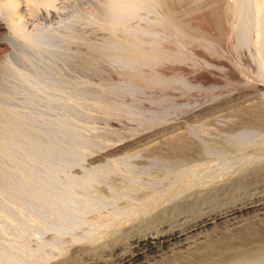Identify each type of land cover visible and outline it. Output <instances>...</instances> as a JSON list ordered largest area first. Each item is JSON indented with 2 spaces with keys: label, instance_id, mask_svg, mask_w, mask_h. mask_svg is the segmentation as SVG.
Here are the masks:
<instances>
[{
  "label": "rangeland",
  "instance_id": "obj_1",
  "mask_svg": "<svg viewBox=\"0 0 264 264\" xmlns=\"http://www.w3.org/2000/svg\"><path fill=\"white\" fill-rule=\"evenodd\" d=\"M60 1L65 13L59 19L33 23L44 28L36 36L40 42L36 51L23 48L27 46L10 33L18 49L23 45L20 56L13 44L0 38V264H52L66 259L75 248H104L117 234L113 229L118 219L149 201L152 192L173 187L178 194L175 191L177 196L171 200L190 199L207 186L227 183L244 167L260 161L263 164L258 166L264 165V49L254 45L255 28L264 24V16L253 0H239L242 4L238 0H140L137 13L126 16L110 8L113 0ZM61 17L67 24L61 23ZM106 17H115L117 23L105 21ZM66 31L74 32L72 43L62 36ZM138 39L145 41V47L153 44L159 56L130 57L126 51L134 48L130 45L138 48ZM127 40L130 45L124 46ZM53 41L67 44L56 49ZM93 42L99 49L90 46ZM66 46L76 55L89 56L95 65L84 68L79 63L72 69L74 54ZM102 49L105 56L100 55ZM25 53L40 73L28 70L30 64L21 59ZM8 60L11 67L6 66ZM70 94L77 104L69 105ZM241 130H249L248 137L244 133L238 138L246 140L226 142V133ZM115 158L123 164L117 169L111 166ZM96 164H103V170L95 169L100 173L92 171ZM70 194H77L75 201ZM167 197L151 201L150 207L170 204ZM259 243L233 248L201 264H264V241ZM44 253L54 257L44 262Z\"/></svg>",
  "mask_w": 264,
  "mask_h": 264
},
{
  "label": "bare ground",
  "instance_id": "obj_2",
  "mask_svg": "<svg viewBox=\"0 0 264 264\" xmlns=\"http://www.w3.org/2000/svg\"><path fill=\"white\" fill-rule=\"evenodd\" d=\"M63 1V0H62ZM65 1V0H64ZM110 1V0H109ZM112 1V0H111ZM138 1L140 0H113L110 3V8L112 7L115 11H118L119 13H122V15L124 14L126 15H131V13L134 14L137 13V10L135 11V9L137 7ZM153 1V0H151ZM150 1V2H151ZM155 1V0H154ZM157 1V0H156ZM159 1V0H158ZM167 1V0H166ZM239 1V0H238ZM248 1V0H247ZM251 1V0H250ZM249 1V2H250ZM256 4V8L257 11L259 10L261 12L262 10V14L264 16V5L262 4V2L264 1H260V0H253ZM252 1V2H253ZM59 2H61L59 0ZM105 2V1H104ZM103 2V3H104ZM147 2V1H146ZM161 2V0H160ZM164 2V1H162ZM228 2V1H227ZM233 2V1H231ZM241 1L237 2L240 3ZM107 3V2H105ZM104 3V4H105ZM148 3V2H147ZM154 3V2H153ZM157 3V2H156ZM166 3V2H165ZM164 3V4H165ZM236 3V2H234ZM243 3V2H242ZM240 3V4H242ZM264 3V2H263ZM226 4V3H225ZM224 4V5H225ZM239 4L240 7H243ZM244 4H247L244 2ZM106 5V4H105ZM104 5V6H105ZM168 5V4H167ZM230 5V4H229ZM72 6V5H71ZM107 6V5H106ZM169 6V5H168ZM253 6L254 3H253ZM228 7V5L226 6ZM238 7L235 4V8ZM64 8L63 5H58V0H0V38L4 37L7 41V45L9 44L11 46V44H13V48L18 49L17 48V41H19L20 43H23L24 46L27 47H23L22 44H20L23 48L27 49L28 47L30 49L36 51L38 48V42L36 39V36L38 35V32H42V30L44 29H40L39 27H35L36 25H34L35 21H48V20H52L55 19L56 17H58L57 19L60 18V15L62 14V11ZM70 8V7H69ZM100 8V7H99ZM230 8V7H229ZM239 8V7H238ZM106 9V8H105ZM140 9V8H139ZM214 9V8H213ZM218 9V8H217ZM225 9V8H224ZM223 9V10H224ZM255 9V7H254ZM65 10V9H64ZM110 10V9H109ZM113 10V12H114ZM227 10V8H226ZM103 11V10H102ZM107 11V9H106ZM104 11V12H106ZM112 12V10H110ZM216 11V9H215ZM218 11V10H217ZM73 12V11H71ZM112 12V13H113ZM219 12V11H218ZM221 12H223L221 10ZM228 12V11H227ZM65 13V12H64ZM70 13V12H69ZM78 13V12H77ZM103 13V12H102ZM107 13V12H106ZM117 12H115L116 14ZM214 13V12H213ZM255 13H256V9H255ZM94 16L96 17V14L93 13ZM108 14V13H107ZM106 14V15H107ZM110 14V13H109ZM259 14V12H258ZM64 15V14H63ZM66 15H68L66 13ZM99 15V14H98ZM121 14H119L118 16H122ZM214 15V14H213ZM257 15V14H256ZM260 15V14H259ZM100 16V15H99ZM98 16V18H100ZM103 18L104 15H102ZM218 16V15H217ZM221 16V15H220ZM258 16V15H257ZM261 16V15H260ZM259 16V17H260ZM75 17V15L73 16ZM89 17V16H88ZM94 17V18H95ZM131 17V16H130ZM256 17V16H255ZM62 18V17H61ZM80 18V17H79ZM97 18V17H96ZM95 18V19H96ZM107 18V17H106ZM113 20L115 17H112ZM125 18V17H124ZM127 18V17H126ZM219 18V17H218ZM216 17V19H218ZM224 18V17H222ZM262 18V17H261ZM63 19V18H62ZM60 19V20H62ZM67 19V18H65ZM69 19V17H68ZM71 19V18H70ZM84 19V18H83ZM101 19V18H100ZM118 19V18H117ZM256 19V18H255ZM260 22V18H257ZM56 20V19H55ZM74 20V18H73ZM89 20V19H88ZM99 20V19H98ZM109 20L108 18L105 19ZM113 20H109V22L116 24L117 21H113ZM214 20V19H213ZM53 21V20H52ZM65 20L63 19L61 23H63L64 25L67 24L66 22H64ZM67 21V20H66ZM102 21V20H101ZM218 21V20H217ZM30 22H32V25L30 24ZM69 22V21H67ZM71 22V20H70ZM95 22V21H94ZM108 22V21H107ZM106 22V23H107ZM120 22V21H119ZM262 22V21H261ZM34 23V24H33ZM48 23V22H47ZM72 23V22H71ZM75 23V22H74ZM93 23V22H92ZM101 23V22H100ZM105 23V22H103ZM176 23V22H175ZM216 23V22H215ZM219 23V22H218ZM257 23V22H256ZM70 24V23H69ZM76 24V23H75ZM97 24V23H96ZM110 24V23H109ZM113 24V25H114ZM261 24V23H260ZM257 25V28H255V48H259L261 50L264 49V40L261 39L264 38V34H262V32L264 31V27ZM32 27H31V26ZM173 25V23H172ZM51 26V25H50ZM80 26V25H79ZM103 26V24H102ZM176 26V25H175ZM180 26V25H179ZM57 27V24H56ZM60 27V25H59ZM62 27V26H61ZM67 27V26H66ZM70 27V25H69ZM115 27V26H114ZM183 27V26H182ZM256 27V26H254ZM253 27V28H254ZM46 28V27H45ZM64 28V27H63ZM68 28V27H67ZM101 28V27H100ZM218 28V25H217ZM262 28V29H261ZM65 29V28H64ZM63 29V30H64ZM219 29H221V27L219 26ZM217 29V30H219ZM223 29V28H222ZM221 29V30H222ZM246 29V28H245ZM61 30V29H60ZM74 30V29H73ZM215 30V31H217ZM247 30V29H246ZM246 30L244 31V33H247ZM54 31V30H53ZM71 31V30H70ZM262 31V32H261ZM46 32V31H45ZM51 33L52 30H50ZM59 32V31H58ZM57 30L56 32L54 31V34L58 33ZM144 31L140 32V34H143ZM214 32V31H213ZM221 31H218V33ZM224 32V31H223ZM13 34L14 38L16 37L17 41L11 39L8 37L9 34ZM44 33V32H43ZM74 33V32H73ZM70 33L69 31H66L65 33H62V36L65 37L67 40H71L72 38H74V34ZM215 33V32H214ZM48 35L51 36V34L47 33ZM46 34V35H47ZM60 34V32H59ZM133 35L134 32L132 33ZM220 34V33H219ZM6 35V36H5ZM44 35V34H43ZM61 35V34H60ZM59 35V36H60ZM147 34H145L146 36ZM217 35V34H216ZM221 35V34H220ZM53 36V35H52ZM136 37H140L142 35L139 36V33L137 32V34L135 35ZM134 36V38H135ZM144 36V37H145ZM219 36V35H217ZM263 37V38H262ZM56 38V35H55ZM62 38V37H61ZM77 38V37H76ZM133 38V39H134ZM142 40L143 37H140ZM139 38V39H140ZM2 39V38H1ZM36 39V40H35ZM49 39H51V37H49ZM63 39V38H62ZM61 39V40H62ZM65 39V41H66ZM128 40H130V38H127ZM138 39V40H139ZM140 39V40H141ZM223 39H226L223 38ZM255 39V38H254ZM57 40V39H56ZM60 40V39H59ZM60 40V41H61ZM73 40V39H72ZM71 40V43H72ZM124 40V39H123ZM127 40V41H128ZM140 40L137 42L141 45L136 46L138 48H135V45H130L129 41L127 42L126 45H130V46H134V48L130 50H127L126 53L130 56V57H134V56H153L152 58H154V55H158L161 53L160 51H157V48L155 49L153 44L150 45L151 47H145L148 46L147 44L145 45V41H143L142 43H140ZM146 40V39H145ZM94 41V40H93ZM132 40H130L131 43ZM137 41V40H136ZM147 41V40H146ZM150 41V40H149ZM147 41V42H149ZM55 42V41H53ZM52 42V43H53ZM67 42V41H66ZM62 42V43H58L60 44V48H62L64 45H66L68 42L70 44V41H68L67 43ZM134 42V41H133ZM150 42H153L150 41ZM254 42V41H253ZM3 43V42H2ZM125 43V42H123ZM134 43V44H137ZM144 43V44H143ZM5 44V43H4ZM44 44V43H43ZM49 43V47H50ZM54 44V43H53ZM51 44V46L53 45ZM55 42V45H59ZM63 46H62V45ZM98 44V42H97ZM97 44H95L94 42L90 44L91 47L96 48ZM6 45V44H5ZM6 45V46H7ZM19 45V46H20ZM47 45V44H46ZM45 45V46H46ZM144 45V46H143ZM18 46V47H19ZM21 46L19 47V49L21 48ZM62 46V47H61ZM69 46V45H68ZM68 46H66L65 49H69L67 48ZM100 46V45H99ZM8 47V46H7ZM42 47V45L40 46ZM54 47L52 46V48H46L47 51L48 49H50V51L53 49ZM58 46H56V49ZM101 47H104L101 45ZM22 48V49H23ZM36 48V49H35ZM63 48L62 52H65ZM89 48V47H88ZM98 48V47H97ZM126 48V47H125ZM18 49V53H20V56L22 51L19 52ZM44 49V47H43ZM99 49V48H98ZM105 49V48H104ZM129 49V48H128ZM21 50V49H20ZM60 50V49H59ZM62 50V49H61ZM72 51V49L70 48L68 51ZM258 50V49H257ZM5 51V50H4ZM40 51V50H39ZM49 51V52H50ZM58 51V50H57ZM103 51V49H102ZM13 52V51H12ZM11 52V53H12ZM24 52V51H23ZM27 52V51H26ZM45 52V51H44ZM53 52V51H51ZM55 52V51H54ZM61 52V53H62ZM73 52V51H72ZM104 52V51H103ZM101 53L100 55L105 56V52ZM160 52V53H159ZM6 53V52H5ZM28 53V52H27ZM27 53H25L27 55ZM46 53V52H45ZM66 53V52H65ZM64 53V54H65ZM93 53V52H92ZM163 53V52H162ZM50 54V53H49ZM68 55V52L66 53ZM65 54V55H66ZM74 55H76L73 52ZM71 53V56L73 55ZM80 54V53H79ZM77 53V55H79ZM96 54V53H95ZM5 55V54H4ZM9 55V54H8ZM66 55V56H67ZM70 55V52H69ZM68 55V56H69ZM73 55V56H74ZM70 56L71 57V61H72V69L75 68H79V63H81L80 67H84V68H91L95 65L94 60H92V58H90L89 56L86 57L85 56ZM126 55V56H128ZM163 55V54H161ZM160 55V56H161ZM16 56V55H15ZM29 54L27 56H23L21 57L24 58V61H26L25 63L30 64V68L28 70H30V72H37L40 73L38 71V66H36L31 60H30V56ZM41 56V55H40ZM55 56V55H54ZM67 56V57H68ZM128 56V57H129ZM168 56V55H167ZM3 57V56H2ZM19 57V56H18ZM48 57V55H47ZM65 57V56H63ZM77 57V59H75ZM129 57V58H130ZM157 57V56H156ZM163 57H166V55ZM37 59V58H36ZM70 59V58H69ZM68 59V60H69ZM17 60V59H16ZM5 61V59H4ZM9 61V62H8ZM6 66H10L12 65L11 61L8 60ZM23 61V60H21ZM43 61V60H42ZM70 61V60H69ZM30 62V63H29ZM47 62V61H46ZM52 62V61H51ZM14 63V62H13ZM22 63V62H21ZM54 63V62H53ZM71 63V62H70ZM26 64V65H27ZM46 64V63H45ZM57 64V63H56ZM261 64V63H260ZM53 65V64H51ZM28 66V65H27ZM41 66V65H39ZM56 66V65H55ZM55 66L53 67L55 69ZM58 66V65H57ZM62 66V65H61ZM13 67V66H12ZM42 67V66H41ZM50 67V66H49ZM48 67V68H49ZM44 68V67H42ZM41 68V69H42ZM59 68V67H58ZM70 68V67H69ZM26 69V68H25ZM25 69H23L25 71ZM61 69V67L59 68ZM27 70V69H26ZM27 70V72H29ZM48 70V69H47ZM53 70V69H52ZM263 70V69H262ZM17 71V69H16ZM18 71H20L18 69ZM50 71V70H49ZM48 71V72H49ZM63 71V70H62ZM23 74H26V72H22ZM17 72V73H20ZM44 72V71H43ZM53 72V71H52ZM61 73V71H58ZM57 72V73H58ZM47 73V72H46ZM51 73V71H50ZM49 73V74H50ZM54 73V72H53ZM43 74V73H41ZM40 74V75H41ZM263 74V73H262ZM20 75V74H19ZM30 75V73H29ZM33 75V74H32ZM47 75V74H46ZM137 76V73L134 74ZM134 75H132L133 77H135ZM242 75V74H241ZM21 76V75H20ZM25 76H28V74H26ZM261 77V76H260ZM251 80V79H250ZM257 82V81H256ZM74 90V89H73ZM61 92V91H60ZM73 92V91H72ZM69 94V92H67ZM71 93V92H70ZM65 97V96H63ZM67 97V101L70 104H77V100H75L73 98V95L70 94V96H66ZM69 97V98H68ZM78 99V98H77ZM258 108V107H257ZM252 109V108H251ZM257 110V109H256ZM231 111V110H230ZM251 113V112H250ZM255 113V112H254ZM257 113V112H256ZM14 114V113H13ZM261 114V113H260ZM234 115V114H233ZM232 117V116H231ZM244 117V116H243ZM249 117V116H248ZM260 119V118H259ZM264 120V119H262ZM250 121V120H249ZM264 122V121H263ZM246 123V122H245ZM250 123V122H249ZM261 123V122H260ZM264 124V123H263ZM254 125V124H253ZM246 126V125H245ZM252 126V125H251ZM216 127V126H215ZM259 126H257L258 128ZM237 128V127H236ZM242 128V127H241ZM249 128V127H248ZM256 128V127H255ZM256 128V130H257ZM255 130V129H254ZM261 130V127H260ZM253 131V130H250ZM249 132V130H241V131H231L226 133L227 137L229 140H227L226 142L231 144H237L238 140L239 142H242L244 140H246L244 138V140L241 141V139H243V137H248L249 134L247 133ZM261 132V131H260ZM264 132V130H263ZM248 134V135H242V134ZM252 133V132H251ZM257 133V132H256ZM254 134V133H253ZM241 139H238L240 136ZM264 135V134H263ZM225 137V135H224ZM254 137V136H253ZM252 138V137H251ZM250 138V139H251ZM227 139V138H226ZM225 139V140H226ZM238 139V140H237ZM249 139V140H250ZM253 139V138H252ZM248 140V138H247ZM224 141V140H223ZM256 141V140H255ZM225 142V141H224ZM261 142V141H260ZM264 142V141H263ZM244 143V142H243ZM247 143V141H246ZM249 143V141H248ZM255 143V142H254ZM240 144V143H239ZM238 144V145H239ZM150 145V143H149ZM204 145V144H203ZM237 145V146H238ZM242 145V143H241ZM245 144H243L244 147ZM105 146V145H104ZM200 146V145H199ZM202 146V145H201ZM224 146V145H223ZM236 146V147H237ZM247 146V145H245ZM142 147V146H141ZM204 147V146H202ZM207 147V146H206ZM205 147V148H206ZM235 147V146H234ZM248 147H250L248 145ZM106 148V147H105ZM232 148V147H231ZM239 148V147H238ZM202 149V148H201ZM209 149V147H208ZM212 149V148H211ZM245 149V148H244ZM176 150V149H175ZM197 150V149H196ZM195 150V151H196ZM203 150H205L203 148ZM213 150V149H212ZM144 151V150H143ZM142 151V152H143ZM187 151V149H186ZM207 151V150H205ZM200 155H201V151ZM223 152V151H222ZM78 153V152H77ZM84 154V152H82ZM178 153V152H177ZM180 153V152H179ZM184 153V152H183ZM239 153V152H238ZM88 154V153H87ZM196 154V153H195ZM206 154V153H205ZM204 154V156H205ZM249 154V153H248ZM132 155V154H131ZM187 155V154H186ZM243 155V154H242ZM84 156V155H83ZM86 156V153H85ZM130 156V154H129ZM182 156V155H181ZM253 156V155H252ZM132 157V156H131ZM198 157V156H197ZM239 157V156H238ZM261 157V156H260ZM263 157V156H262ZM84 158V157H82ZM124 158V159H123ZM122 160H126V158H128V156L123 157ZM201 158V157H200ZM199 158V159H200ZM258 158V157H257ZM107 159V158H106ZM198 159V160H199ZM65 160V159H63ZM80 160V159H79ZM109 160V159H108ZM118 160V159H117ZM121 160V161H122ZM201 160V159H200ZM203 160V159H202ZM232 160V159H231ZM259 160H261L259 158ZM258 160V161H259ZM107 161V160H105ZM120 161V159H119ZM224 161V160H223ZM230 161V160H229ZM235 161V160H234ZM245 161V160H244ZM248 161V159H247ZM110 162V161H109ZM123 162V161H122ZM201 162V161H200ZM261 162V161H260ZM263 164V163H260ZM93 163V162H92ZM98 163V162H97ZM106 163V162H105ZM111 163V162H110ZM126 163V162H125ZM186 163V162H185ZM208 163V162H207ZM205 163V164H207ZM224 163V162H223ZM235 163V162H234ZM241 165V162H239ZM251 163V162H250ZM253 163H254V159H253ZM257 163V162H256ZM101 164V163H100ZM98 165L95 166L93 168L92 171H96L95 169H99L100 167L102 168V165ZM121 165H123L121 162L119 163ZM118 162L116 161V158L112 161V167H115L116 169L118 168ZM128 164V163H127ZM200 164V163H198ZM203 164V163H202ZM132 165V164H131ZM192 166V164H190ZM235 165V164H234ZM251 165V164H249ZM258 165H254V166H248L247 168L244 167V171H241L238 173L237 176H235L234 178H232L227 183H223L220 185H216L214 184L213 186L211 185V187H206V189L200 191L198 194H196L194 197L192 198H182L180 200H174L171 198H173L174 195L177 190L174 189L173 187H163V183H161L163 188L160 191H156L157 193L152 192L151 196L147 198H149L150 200L146 201V202H142L139 205V208L136 211H132L130 212L131 214L127 215V216H123L124 218H122V220L118 219L117 221V226H115V229H113L115 231V235H113L114 237L112 239H110V241H107L106 243H104V248H73L74 252L73 254H70L68 257H66V259H63L60 261L57 260V262L52 261V264H201L202 262H213L214 260H212L213 258L215 259V256L217 257V255L224 253V252H228L230 250H232L233 248H240V247H244V245H251V244H256L259 243L261 241H264V165L263 166H258ZM106 166V165H105ZM197 166V164H196ZM195 166V167H196ZM204 167H206L205 165H203ZM244 166V165H243ZM132 167V166H131ZM186 167V166H185ZM190 167V166H189ZM188 167V168H189ZM200 167V166H199ZM202 167V165H201ZM108 168V167H107ZM114 168V169H115ZM121 168V167H120ZM177 168V167H176ZM238 168V167H236ZM109 169L110 165H109ZM131 169V168H130ZM184 169V168H183ZM194 169V167H193ZM191 169V172L192 170ZM211 169V168H210ZM220 169V168H219ZM222 169V168H221ZM231 169V168H230ZM234 169V168H233ZM242 169V167L240 168ZM239 169V170H240ZM242 169V170H243ZM91 170V168H90ZM103 170V168H102ZM121 170V169H120ZM119 170V171H120ZM190 170V169H189ZM196 170V169H195ZM203 170V169H202ZM209 170V169H208ZM213 170V169H212ZM238 170V171H239ZM105 171V170H104ZM115 171V170H114ZM133 171V170H132ZM180 171V170H179ZM185 171V170H183ZM194 171V170H193ZM211 171V170H209ZM235 171V170H234ZM98 173H100V171H96ZM102 172V171H101ZM175 172V171H173ZM178 172V171H177ZM197 172V171H196ZM199 172V171H198ZM132 173V172H131ZM134 173V172H133ZM165 173V172H164ZM186 173V172H184ZM194 173V172H193ZM192 173V175H193ZM203 173V172H202ZM234 173V172H233ZM96 173H94L93 175H95ZM102 174V173H101ZM187 172V176H188ZM204 174V173H203ZM231 174V173H230ZM240 174V175H239ZM86 175V174H85ZM92 175V174H91ZM92 175V177L95 179V177ZM169 176V174H167ZM176 175V174H175ZM181 175L182 171H181ZM184 175V177L186 176ZM196 175V174H195ZM226 175V174H225ZM96 176V175H95ZM165 176V175H163ZM167 176V177H168ZM171 176V175H170ZM223 176V175H222ZM221 176V177H222ZM82 177V176H81ZM91 177V176H89ZM102 177V176H101ZM108 177V176H107ZM194 177V175L192 176ZM225 177V176H224ZM87 178V177H86ZM85 178V179H86ZM164 178V177H163ZM166 178V177H165ZM171 178V177H170ZM182 178V177H181ZM179 178V179H181ZM189 178V177H187ZM191 178V176H190ZM189 178V179H190ZM211 178V177H210ZM90 179V178H89ZM88 179V180H89ZM103 179V178H102ZM126 179V178H125ZM130 179V178H129ZM128 179V180H129ZM142 179V178H141ZM173 179V176L172 178ZM176 179L177 175H176ZM222 179V178H221ZM93 180V179H92ZM96 180V179H95ZM131 180V179H130ZM138 180V179H137ZM149 180V179H148ZM175 180V179H173ZM186 180V179H185ZM210 180V179H209ZM213 180V178H212ZM211 180V181H212ZM87 181V180H86ZM100 181V180H99ZM141 181V180H140ZM159 181V180H158ZM187 181V180H186ZM185 181V183H186ZM203 181V180H202ZM127 182V181H126ZM130 182V181H129ZM148 182V181H147ZM155 182V181H154ZM160 182V181H159ZM169 182V181H168ZM180 182V180H179ZM183 182V181H182ZM215 182V181H214ZM90 183V182H89ZM92 183V182H91ZM97 183V182H96ZM131 183V182H130ZM166 183V182H165ZM172 183V181H171ZM188 183V182H187ZM192 183V181H191ZM205 183V182H204ZM216 183V182H215ZM136 184V183H135ZM145 185L142 186H146V183L144 182ZM184 183H182L183 185ZM126 185V184H125ZM169 185V183L167 184ZM172 185V184H171ZM173 185H176L173 181ZM181 185V184H180ZM181 185V186H182ZM190 185V184H189ZM196 185H198L196 183ZM141 186V189L143 188ZM159 186V185H158ZM186 186V185H185ZM205 186V185H203ZM151 188V186H149ZM157 187V186H154ZM195 187V186H194ZM76 188V187H75ZM95 188V187H94ZM146 189L148 188L145 187ZM149 188V189H150ZM159 188V187H158ZM178 188H184L183 187H177ZM190 188V187H189ZM110 189V188H109ZM107 189V190H109ZM129 189V188H128ZM200 189V187H199ZM148 190V189H147ZM180 190V189H179ZM188 190V189H187ZM195 190V188H194ZM198 190V189H197ZM120 191V189H119ZM176 191V192H175ZM147 192V191H146ZM180 192V191H179ZM183 194V190L181 191ZM36 193V192H35ZM63 193V192H62ZM123 193V192H122ZM127 193V192H126ZM141 193V192H140ZM190 193V192H189ZM188 193V194H189ZM197 193V191H196ZM38 194V192H37ZM146 194V193H145ZM178 194V192H177ZM187 194V193H186ZM192 194V193H191ZM195 194V193H194ZM69 195V194H68ZM71 195V194H70ZM73 195V194H72ZM69 196L72 197L71 200H74L73 197L75 198L77 196V194L74 196ZM116 195V194H115ZM142 195V194H141ZM174 195V196H172ZM39 196V195H38ZM66 196V195H65ZM169 197V199L171 200L170 204L168 205H159L158 207L154 208L150 207V202L151 201H155L157 200H162L166 197ZM186 195H184L185 197ZM129 197V196H128ZM167 197V198H168ZM171 197V198H170ZM116 198V197H115ZM144 198V196H143ZM79 199V198H78ZM77 199V200H78ZM104 199V198H103ZM146 199V198H145ZM118 200V199H117ZM129 200H133V199H128ZM135 200V198H134ZM138 200V199H137ZM156 200V201H157ZM68 201H70V199H68ZM75 201V200H74ZM166 201V200H165ZM78 202V201H77ZM76 202V203H77ZM131 202V201H129ZM127 202L128 204H131ZM133 203V201H132ZM95 204V203H94ZM118 204V203H117ZM135 204V203H133ZM79 205V204H78ZM126 205V204H125ZM158 205V204H157ZM102 206V205H101ZM63 207V205H62ZM82 207V206H81ZM88 207V206H87ZM105 207V206H104ZM130 207V206H129ZM128 207V208H129ZM134 208V206H132ZM65 208V206L63 207ZM62 208V209H63ZM86 208V207H85ZM84 208V209H85ZM126 208V207H125ZM124 208V209H125ZM132 208V209H133ZM61 209V208H60ZM68 209V208H67ZM72 209V207H71ZM70 209V210H71ZM93 209V208H92ZM96 209V208H95ZM118 209L120 210V208L118 207ZM69 210V209H68ZM67 211L68 213L70 212ZM73 210V209H72ZM131 210V209H130ZM134 210V209H133ZM53 211V210H52ZM108 211V210H107ZM58 212V211H57ZM120 212V211H119ZM122 212V211H121ZM55 213V212H54ZM59 213V212H58ZM63 213V212H61ZM68 213L66 215H68ZM116 214V213H114ZM58 215V214H57ZM106 215V214H105ZM124 215V214H123ZM81 216V215H80ZM83 216V215H82ZM117 218V215H115ZM57 217V216H56ZM100 217V216H99ZM113 217V215H112ZM111 218V217H110ZM109 218V219H110ZM104 219V218H103ZM102 219V220H103ZM113 219V218H112ZM96 220V219H95ZM64 221V220H61ZM98 221V219H97ZM105 222V221H104ZM68 223V222H67ZM69 224V223H68ZM111 224V223H110ZM109 224V225H110ZM93 225V224H91ZM98 225V224H97ZM99 225H101L99 223ZM112 227V226H109ZM106 230V229H105ZM104 230V232H105ZM99 231V230H98ZM110 230H108L107 232H109ZM91 232V231H90ZM103 232V233H104ZM111 232V231H110ZM109 232V233H110ZM107 233V234H109ZM113 234V232H112ZM111 234V236H112ZM105 237H110V235H105L103 234ZM101 236V235H100ZM104 237V238H105ZM99 238V237H98ZM102 239V238H101ZM97 240V239H96ZM106 239H104L105 241ZM95 243V242H94ZM260 244V243H259ZM87 245V244H86ZM101 246V245H100ZM253 245H251L252 247ZM81 247V246H80ZM99 247V246H97ZM103 247V246H102ZM249 248V247H248ZM57 249V248H56ZM241 249V248H240ZM32 250V249H31ZM38 250V249H37ZM58 250V249H57ZM237 250V249H236ZM244 250V249H243ZM56 251V250H55ZM234 251V250H233ZM34 252V251H33ZM46 252V251H45ZM69 252V250H68ZM237 252V251H235ZM231 253V252H230ZM42 254V253H41ZM45 254V255H44ZM42 256L44 258L41 259L44 262H47L48 260H50L52 257L49 255L48 253H44ZM228 254V253H227ZM33 255V254H32ZM60 255V254H59ZM63 255V254H62ZM65 255V254H64ZM222 255V254H221ZM232 255V254H231ZM41 256V255H40ZM60 258V257H59ZM54 259V258H53ZM217 259V258H216ZM221 259V258H220ZM219 259V260H220ZM46 260V261H45ZM56 260V259H54ZM38 261V260H37ZM211 261V262H210ZM40 263V262H39ZM48 263V262H47ZM208 263V264H209ZM36 264V263H35ZM50 264V263H49Z\"/></svg>",
  "mask_w": 264,
  "mask_h": 264
}]
</instances>
